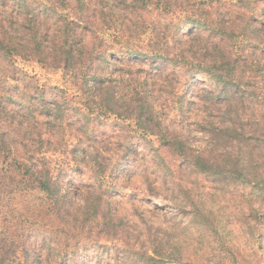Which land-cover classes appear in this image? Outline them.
<instances>
[{
	"label": "rangeland",
	"instance_id": "374dc122",
	"mask_svg": "<svg viewBox=\"0 0 264 264\" xmlns=\"http://www.w3.org/2000/svg\"><path fill=\"white\" fill-rule=\"evenodd\" d=\"M28 2L31 20L0 0V38L41 48L0 69V264H264V0ZM105 91L119 112L150 105L178 149L98 115Z\"/></svg>",
	"mask_w": 264,
	"mask_h": 264
},
{
	"label": "trees",
	"instance_id": "16d2710c",
	"mask_svg": "<svg viewBox=\"0 0 264 264\" xmlns=\"http://www.w3.org/2000/svg\"><path fill=\"white\" fill-rule=\"evenodd\" d=\"M22 10L24 14L26 15L25 17L28 18V20H31V12H30V3L28 0H22ZM68 40H66V43ZM38 49V50H37ZM37 49L31 48L30 45L25 44V43H16L12 38L7 37V38H0V65H4L7 63L13 62L12 60H9L11 56L17 55L21 56L24 60L30 58L29 56L34 55L37 52L41 53V48L38 45ZM75 50H71L70 46H63V48H59L58 50H55L52 54V57L58 58L61 61L65 62V65L68 67H71L72 65L77 64V57L82 59L81 53L76 54L74 52ZM137 52H134L136 54ZM160 57V56H159ZM2 66H0V69H2ZM224 65V64H223ZM226 65H232L231 62L228 60ZM225 66L222 67V70H225ZM227 71L228 77H231L232 79H238L239 77L236 76L235 71L231 69L225 70ZM243 78V76H240ZM2 89V88H1ZM0 89V90H1ZM93 95V94H92ZM106 95V96H104ZM98 95L95 94L94 98H92L91 101L96 103L99 107V109H105V110H100L99 114L103 113L104 115H107V111H110L112 113H116L117 116L121 117V130L128 129L134 133L140 134L141 136H146L148 133L154 134L156 133L158 142L161 144H164V146L175 150L178 149L177 146V139L176 137H172L171 133L168 131H163L159 126L157 127V131L154 132L152 125H156L154 122V113L152 112V109H150V105L145 102L141 101L137 104L136 107L132 108L129 112L127 111H121L119 112L116 110L114 103H116L110 96V92L105 91V94ZM61 103V102H59ZM56 102H50L46 98H44V94L41 93V99L38 100V102H35V105L38 109L42 110L43 112V117H45L47 120L51 121V117L56 114H61L62 112V106ZM22 105V108L30 110L32 109V112H34L32 107L27 106L24 104V102H19V104H14L13 107L16 109V111H20L22 108L20 107ZM88 107H92L90 105H87ZM10 107V106H9ZM5 103L0 101V141L6 143V138L9 140V131H12L13 125L12 122L6 118L3 117L2 114L4 112L10 113L13 115L12 110H8V108ZM55 107V108H51ZM50 108L47 112L45 109ZM11 109V108H10ZM106 111V112H105ZM39 115V114H38ZM57 115V116H58ZM83 118V117H82ZM34 119H37L34 117ZM18 157V156H17ZM21 157V155L19 156ZM37 161V160H36ZM22 164V163H21ZM37 163L32 162V160L29 159V164H23V169L27 173H31L33 175H37L35 172H32L31 169H37ZM39 171V170H37ZM39 183L45 191H47L51 196H58L60 191L58 190V183L56 180L53 179V176H51V168H47L43 173H41V176H39ZM154 254H149L148 251L144 252V262L143 264H161L160 262V257L161 254L153 250ZM217 264H227V260L225 258H221L220 261Z\"/></svg>",
	"mask_w": 264,
	"mask_h": 264
}]
</instances>
